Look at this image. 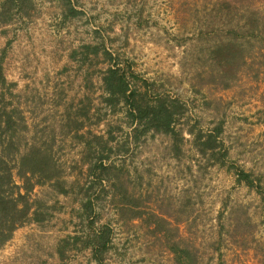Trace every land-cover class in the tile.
Segmentation results:
<instances>
[{
	"label": "rangeland",
	"instance_id": "rangeland-1",
	"mask_svg": "<svg viewBox=\"0 0 264 264\" xmlns=\"http://www.w3.org/2000/svg\"><path fill=\"white\" fill-rule=\"evenodd\" d=\"M2 3L0 111L23 117L21 147L51 148L67 192L35 185L46 217L15 228L0 264H176V242L195 264H264V43L245 25L253 6L264 23V0ZM237 22L242 58L224 66L214 51ZM113 65L140 101L175 105L176 134L135 137L104 92ZM93 135L112 165L101 181Z\"/></svg>",
	"mask_w": 264,
	"mask_h": 264
},
{
	"label": "trees",
	"instance_id": "trees-1",
	"mask_svg": "<svg viewBox=\"0 0 264 264\" xmlns=\"http://www.w3.org/2000/svg\"><path fill=\"white\" fill-rule=\"evenodd\" d=\"M15 1L4 0L2 4L8 3L9 9H11L12 5H15ZM259 19L260 15L253 6L246 18V24L244 23L247 26L248 35L258 46L264 43V23H260ZM233 24L234 26L230 30L236 39L233 38L227 43L219 44L214 51L215 53L216 51L223 52L219 59L220 64H225L224 66L238 62L239 58H242L239 48L240 38H237L239 23ZM102 80L108 100H120L128 105L127 112L131 116L132 122H136L132 129L136 138L148 131L172 135L177 133L172 125L176 111L175 105L171 101H167L165 98H158L154 102L140 101L137 98L138 92L130 87L126 73L118 65L108 67ZM1 81L3 84L5 83L0 71ZM14 112V110L10 113L0 111V247L11 237L12 232L19 225L31 220L41 221L46 217L47 207L39 199L30 197L35 185L50 182L52 186L59 188L60 192H67L65 180L62 179L61 167L53 159L51 148L48 145L33 141L31 144L21 147L20 141L25 125L23 117L19 114L14 117ZM83 138L85 137L83 136ZM93 138L98 142L100 155L94 162L86 160L85 164L93 175L98 170L96 178L101 181L112 165L107 164L102 157L105 148L102 136L93 135ZM84 140L83 143L87 146V141ZM237 174L239 179L251 182L244 171H238ZM94 238L96 243L92 247L93 255L99 259L98 252L108 247V232L101 229L96 232ZM179 244L181 245V243ZM179 244L176 242L172 246L175 263L195 264L186 252V247H183L184 245L181 247Z\"/></svg>",
	"mask_w": 264,
	"mask_h": 264
}]
</instances>
